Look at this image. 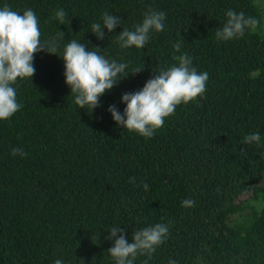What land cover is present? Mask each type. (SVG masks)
Returning <instances> with one entry per match:
<instances>
[{"label":"trees","instance_id":"trees-1","mask_svg":"<svg viewBox=\"0 0 264 264\" xmlns=\"http://www.w3.org/2000/svg\"><path fill=\"white\" fill-rule=\"evenodd\" d=\"M5 5L32 9L41 43L54 39L57 51L34 55L33 77L13 85L22 107L0 121V264H115L107 253L112 227L131 243L133 232L158 223L169 226L165 242L134 264H264V0H0ZM58 9L64 24L52 18ZM149 10L166 12L163 31L151 32L143 49H121L117 35ZM228 10L260 24L219 40ZM105 12L121 25L100 40L91 25ZM73 39L127 65L91 112L65 83L60 56ZM183 53L208 73L203 95L178 105L150 138L118 126L109 106L123 113L122 95ZM257 132L258 144H243ZM13 148L27 155L13 156ZM185 199L194 206L182 207Z\"/></svg>","mask_w":264,"mask_h":264},{"label":"clouds","instance_id":"clouds-1","mask_svg":"<svg viewBox=\"0 0 264 264\" xmlns=\"http://www.w3.org/2000/svg\"><path fill=\"white\" fill-rule=\"evenodd\" d=\"M226 23L215 31L216 38L227 41L242 37L245 30L255 31L260 21L255 17L246 16L243 12L228 10ZM53 19L61 24L65 23L66 12L58 9ZM166 12L149 10L142 23L134 26V30L123 28L117 35V43L121 49L135 47L143 49L150 39V33L161 32L164 29ZM101 23L91 25L92 33L97 39H104V29L109 33L121 25V20L105 12L101 16ZM69 23V20H68ZM63 35V33H61ZM41 32L38 17L32 9L23 14L11 10L7 5L0 8V121L11 118L20 110L22 105L17 102V93L13 85L18 79L32 78L35 73L33 65L34 55L46 51L54 55L57 43L49 39L41 43ZM183 47L177 42L174 48L177 52ZM101 50H89L86 44L70 40L64 47L60 56L64 62L65 83L74 94V103L79 109H90V112L99 107L100 97L110 91L121 80L119 77L125 72L127 65L115 60L109 61L100 54ZM177 65L155 73L141 90L122 95L121 103L126 105L121 113L115 105L108 108L113 120L118 126L130 132L150 138L160 129L165 118L174 114L180 104H187L203 95L206 90L208 73H198L192 67V60L187 53L175 57ZM143 69L135 70V73ZM260 142V134L251 133L244 137L243 144L251 145ZM12 155L26 156L20 148H13ZM130 183L135 178H130ZM145 190L148 185L144 184ZM195 201L185 199L182 207L190 208ZM108 240H114L107 253L113 258L115 264H134L137 255H147L150 259L156 248L162 245L168 234L169 226L158 223L133 232L132 242L129 243L120 227L110 229ZM55 264H64L57 259ZM80 264H83L80 261ZM147 264V262H145ZM168 264H177L170 259Z\"/></svg>","mask_w":264,"mask_h":264}]
</instances>
